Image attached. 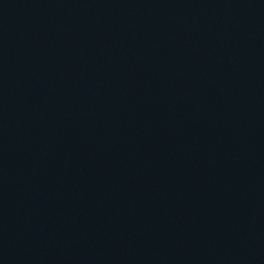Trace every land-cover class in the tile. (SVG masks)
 <instances>
[{
	"label": "water",
	"instance_id": "95a60500",
	"mask_svg": "<svg viewBox=\"0 0 264 264\" xmlns=\"http://www.w3.org/2000/svg\"><path fill=\"white\" fill-rule=\"evenodd\" d=\"M0 264H264V0H0Z\"/></svg>",
	"mask_w": 264,
	"mask_h": 264
}]
</instances>
